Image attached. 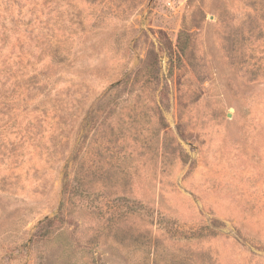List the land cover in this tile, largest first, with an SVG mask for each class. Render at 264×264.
Returning a JSON list of instances; mask_svg holds the SVG:
<instances>
[{
    "label": "rangeland",
    "instance_id": "obj_1",
    "mask_svg": "<svg viewBox=\"0 0 264 264\" xmlns=\"http://www.w3.org/2000/svg\"><path fill=\"white\" fill-rule=\"evenodd\" d=\"M0 264H264V0H0Z\"/></svg>",
    "mask_w": 264,
    "mask_h": 264
},
{
    "label": "built area",
    "instance_id": "obj_2",
    "mask_svg": "<svg viewBox=\"0 0 264 264\" xmlns=\"http://www.w3.org/2000/svg\"><path fill=\"white\" fill-rule=\"evenodd\" d=\"M181 3L182 0H165V6L171 10L178 8Z\"/></svg>",
    "mask_w": 264,
    "mask_h": 264
}]
</instances>
